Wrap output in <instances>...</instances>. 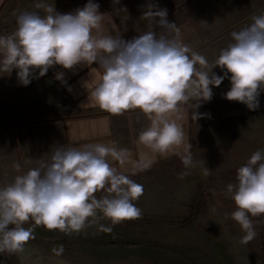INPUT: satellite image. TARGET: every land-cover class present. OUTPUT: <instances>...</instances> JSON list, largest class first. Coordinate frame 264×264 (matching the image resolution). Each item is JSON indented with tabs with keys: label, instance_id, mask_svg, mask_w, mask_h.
Here are the masks:
<instances>
[{
	"label": "clouds",
	"instance_id": "clouds-1",
	"mask_svg": "<svg viewBox=\"0 0 264 264\" xmlns=\"http://www.w3.org/2000/svg\"><path fill=\"white\" fill-rule=\"evenodd\" d=\"M35 7L45 14L21 12L16 16L15 31L0 35V70L16 69L20 85L27 86L34 73L44 76L54 65L71 69L79 63H99L103 71L91 91L95 103L112 114L142 111L150 123L139 133V142L160 154L184 145L180 159L185 168L194 167L191 144L185 143L176 121L168 118L178 105L192 96L210 100L212 88L227 76L230 88L225 99L243 103L250 110L258 106V96L264 90V13L252 16L247 26L230 33L231 42L219 50L214 62L225 70L217 75L213 68L204 70L207 60L203 55L179 40L176 25L167 20V10L151 3L141 18L150 23L154 20L159 27L175 31L176 36L169 38L153 30L129 40L101 35L105 14L94 0L69 13H58L53 4L43 0ZM55 78L62 80L63 73L57 72ZM193 115L198 118L195 111ZM109 158L123 165L128 150L104 143L60 145L49 161L0 187V252L23 248L32 236V225L24 227L29 220L49 230L79 233L95 222L99 213L110 221L107 226L100 224L99 230L110 233L112 225L138 218L141 210L134 201L142 195V185L113 167ZM152 162L142 156L133 167L143 171ZM209 172L201 167L202 175ZM186 174L180 173L179 178ZM236 180L235 185H227L235 205L231 219L240 225L242 239L247 241L256 235L250 217L264 214V149L253 152L236 170ZM101 190L109 195L98 198L95 193ZM62 251V245L53 249L57 256Z\"/></svg>",
	"mask_w": 264,
	"mask_h": 264
},
{
	"label": "crops",
	"instance_id": "crops-1",
	"mask_svg": "<svg viewBox=\"0 0 264 264\" xmlns=\"http://www.w3.org/2000/svg\"><path fill=\"white\" fill-rule=\"evenodd\" d=\"M53 1H58L54 7L58 13L74 12L87 3V0ZM13 2L0 0V35L11 34L16 29L18 13L14 12ZM94 2L99 4V11L105 14L99 34L120 35L125 40L149 30L164 33L169 38L176 36L175 31L159 27L154 20L150 23L141 18L148 3L166 9L167 20L176 25L179 40L192 51L203 55L207 60V69L204 70L213 68L212 72L217 75L225 70L215 66L214 62L219 50L231 42L230 33L247 26L252 16L264 13V0ZM196 67L200 69L201 66ZM16 71L0 70V187L11 183L16 175L29 168L49 161L52 151L60 145L80 147L104 143L126 148L128 159L123 165L111 158L109 163L129 177L151 170L160 161L171 160L183 152L184 145L160 154L140 143L138 135L149 125L150 119L139 109L112 114L95 103L91 91L103 71L99 63H79L71 69L54 65L44 76L37 77L34 73L27 86L20 85ZM57 72L63 73L62 80L55 78ZM229 88L230 80L226 76L219 86L212 88L210 100H199L192 96L188 102L178 105L177 111L169 114L168 118L175 120L182 128L185 143L192 142L194 111L202 113L206 110L212 114L214 110L218 115L221 112L224 118L229 112H238V115L227 118L243 123L264 106V90L258 96V106L250 110L243 103L225 99L224 94ZM197 103L199 106L194 109L192 105ZM142 156L153 162L149 168L137 171L133 164Z\"/></svg>",
	"mask_w": 264,
	"mask_h": 264
},
{
	"label": "rangeland",
	"instance_id": "rangeland-1",
	"mask_svg": "<svg viewBox=\"0 0 264 264\" xmlns=\"http://www.w3.org/2000/svg\"><path fill=\"white\" fill-rule=\"evenodd\" d=\"M40 2L14 0V12L44 13L35 7ZM196 114L190 150L194 167L185 168L178 155L129 177L143 188L134 201L141 210L138 218L112 225L110 233L99 230L100 224H110L99 213L79 233L49 230L29 220L24 227L32 225L31 238L18 252H0V264H22L25 247L71 264H264V214L250 217L256 235L244 241L243 230L231 219L235 205L227 193V185L237 183L236 170L264 149V106L243 123L214 110L213 115L206 110ZM202 166L209 169L207 176ZM182 172L187 174L181 179ZM61 245L57 256L53 249Z\"/></svg>",
	"mask_w": 264,
	"mask_h": 264
},
{
	"label": "bare ground",
	"instance_id": "bare-ground-1",
	"mask_svg": "<svg viewBox=\"0 0 264 264\" xmlns=\"http://www.w3.org/2000/svg\"><path fill=\"white\" fill-rule=\"evenodd\" d=\"M37 254V257H36ZM22 264H71L61 258L56 257H45L38 249H32L25 247L21 254Z\"/></svg>",
	"mask_w": 264,
	"mask_h": 264
},
{
	"label": "water",
	"instance_id": "water-1",
	"mask_svg": "<svg viewBox=\"0 0 264 264\" xmlns=\"http://www.w3.org/2000/svg\"><path fill=\"white\" fill-rule=\"evenodd\" d=\"M236 115H238V112H229V113L226 114L227 117H229V116H236Z\"/></svg>",
	"mask_w": 264,
	"mask_h": 264
}]
</instances>
